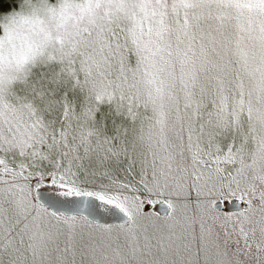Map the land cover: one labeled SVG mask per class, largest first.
I'll return each mask as SVG.
<instances>
[{"label":"snow or ice","instance_id":"1","mask_svg":"<svg viewBox=\"0 0 264 264\" xmlns=\"http://www.w3.org/2000/svg\"><path fill=\"white\" fill-rule=\"evenodd\" d=\"M0 264H264V0H0Z\"/></svg>","mask_w":264,"mask_h":264}]
</instances>
